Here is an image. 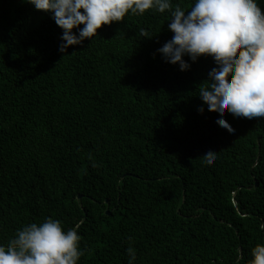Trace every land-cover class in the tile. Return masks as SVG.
I'll list each match as a JSON object with an SVG mask.
<instances>
[{"label": "trees", "instance_id": "1", "mask_svg": "<svg viewBox=\"0 0 264 264\" xmlns=\"http://www.w3.org/2000/svg\"><path fill=\"white\" fill-rule=\"evenodd\" d=\"M168 23L129 16L61 53L48 14L0 0V244L51 218L81 236L79 264H129V248L133 264H250L264 245V118L225 109L235 131L218 126L198 96L216 65L165 62Z\"/></svg>", "mask_w": 264, "mask_h": 264}, {"label": "clouds", "instance_id": "2", "mask_svg": "<svg viewBox=\"0 0 264 264\" xmlns=\"http://www.w3.org/2000/svg\"><path fill=\"white\" fill-rule=\"evenodd\" d=\"M36 11L48 14L62 30L59 51L66 53L86 40L94 41L98 30L129 16L149 12L168 13L172 38L158 49L163 60L180 71L210 57L216 67L198 87L207 110L216 112L215 123L230 134L234 129L221 113L234 118H264V14L258 0H193L187 10L172 0H25ZM82 26V27H81ZM141 36L149 33L140 30ZM204 107L198 109L203 114ZM202 162L217 158L205 149ZM257 183V182H256ZM78 227V225H77ZM76 228L64 230L61 222L48 218L18 230L6 245L0 244V264H79L83 251ZM129 264L135 253L128 249ZM250 264H264V245L251 252Z\"/></svg>", "mask_w": 264, "mask_h": 264}, {"label": "water", "instance_id": "3", "mask_svg": "<svg viewBox=\"0 0 264 264\" xmlns=\"http://www.w3.org/2000/svg\"><path fill=\"white\" fill-rule=\"evenodd\" d=\"M257 186H258V183H255L254 188H256ZM107 203H108V202L106 201V204H107ZM105 214L108 215V216L110 215L109 212H108V210L105 211Z\"/></svg>", "mask_w": 264, "mask_h": 264}]
</instances>
